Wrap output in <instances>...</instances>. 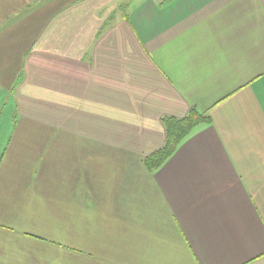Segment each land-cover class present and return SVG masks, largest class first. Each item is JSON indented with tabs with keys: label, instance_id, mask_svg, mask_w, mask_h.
<instances>
[{
	"label": "crops",
	"instance_id": "0c3cea01",
	"mask_svg": "<svg viewBox=\"0 0 264 264\" xmlns=\"http://www.w3.org/2000/svg\"><path fill=\"white\" fill-rule=\"evenodd\" d=\"M0 264H264V0H0Z\"/></svg>",
	"mask_w": 264,
	"mask_h": 264
},
{
	"label": "trees",
	"instance_id": "16d2710c",
	"mask_svg": "<svg viewBox=\"0 0 264 264\" xmlns=\"http://www.w3.org/2000/svg\"><path fill=\"white\" fill-rule=\"evenodd\" d=\"M162 122L166 130L165 144L143 160L145 168L150 172L158 170L196 128L210 124L212 120L207 113H202L196 107H192L187 116L183 118L165 116Z\"/></svg>",
	"mask_w": 264,
	"mask_h": 264
}]
</instances>
